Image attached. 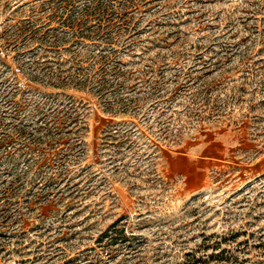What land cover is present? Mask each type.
I'll use <instances>...</instances> for the list:
<instances>
[{
	"label": "rangeland",
	"instance_id": "obj_1",
	"mask_svg": "<svg viewBox=\"0 0 264 264\" xmlns=\"http://www.w3.org/2000/svg\"><path fill=\"white\" fill-rule=\"evenodd\" d=\"M3 1L56 70L2 108L0 264H264V0H138L112 43L68 24L107 0Z\"/></svg>",
	"mask_w": 264,
	"mask_h": 264
},
{
	"label": "built area",
	"instance_id": "obj_2",
	"mask_svg": "<svg viewBox=\"0 0 264 264\" xmlns=\"http://www.w3.org/2000/svg\"><path fill=\"white\" fill-rule=\"evenodd\" d=\"M19 29L0 0V116L5 103L21 98L32 84L49 81L56 70L46 45L35 41V35L22 39Z\"/></svg>",
	"mask_w": 264,
	"mask_h": 264
},
{
	"label": "trees",
	"instance_id": "obj_3",
	"mask_svg": "<svg viewBox=\"0 0 264 264\" xmlns=\"http://www.w3.org/2000/svg\"><path fill=\"white\" fill-rule=\"evenodd\" d=\"M116 0H107V2L101 3L100 1L95 4L90 2L89 4L85 5L82 11L80 12V15H75L74 17L68 18V24L72 28L74 36L76 37H91V35L99 36L100 38L106 39L107 43H112L116 41L114 37L109 34L113 33L111 32L112 29L118 27V29L126 27L129 28V25H131V21L133 20L132 17H128L129 9L140 6V0H123L122 6L120 9L116 10L117 8L113 7V2ZM114 8V9H113ZM91 20H98L100 21L98 26H91L89 23ZM96 27L95 31L93 29ZM102 30V31H101ZM94 31V33H93ZM108 57L106 55H103L99 62V68L102 66V62L104 59ZM77 60V58H75ZM78 62V61H77ZM85 67L81 64L82 72ZM104 74L100 75L103 76ZM107 84V81H103V86ZM72 122L76 121V115H70ZM218 248V247H217ZM220 259L224 260L223 256L221 257L219 254L212 255L211 260L213 259ZM199 262L205 261L203 258L197 259Z\"/></svg>",
	"mask_w": 264,
	"mask_h": 264
},
{
	"label": "crops",
	"instance_id": "obj_4",
	"mask_svg": "<svg viewBox=\"0 0 264 264\" xmlns=\"http://www.w3.org/2000/svg\"><path fill=\"white\" fill-rule=\"evenodd\" d=\"M194 153H177L171 155L166 168L171 176L177 177L182 188L193 194L206 187L210 172L216 165L218 155L212 151L211 145L200 144Z\"/></svg>",
	"mask_w": 264,
	"mask_h": 264
}]
</instances>
